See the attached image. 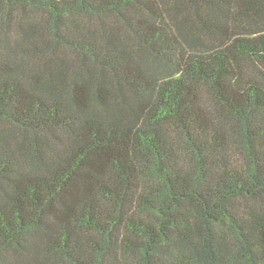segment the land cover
Returning a JSON list of instances; mask_svg holds the SVG:
<instances>
[{
    "label": "trees",
    "instance_id": "16d2710c",
    "mask_svg": "<svg viewBox=\"0 0 264 264\" xmlns=\"http://www.w3.org/2000/svg\"><path fill=\"white\" fill-rule=\"evenodd\" d=\"M0 264H264V0H0Z\"/></svg>",
    "mask_w": 264,
    "mask_h": 264
}]
</instances>
